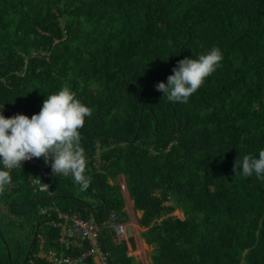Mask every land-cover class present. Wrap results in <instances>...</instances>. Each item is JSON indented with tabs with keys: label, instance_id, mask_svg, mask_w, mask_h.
I'll return each instance as SVG.
<instances>
[{
	"label": "trees",
	"instance_id": "16d2710c",
	"mask_svg": "<svg viewBox=\"0 0 264 264\" xmlns=\"http://www.w3.org/2000/svg\"><path fill=\"white\" fill-rule=\"evenodd\" d=\"M213 46L221 66L187 103L156 90ZM65 85L93 109L80 129L90 183L52 173V195L34 194L38 168L12 169L0 264H22L33 234L23 264L86 249L58 240L56 208L129 222L119 178L149 264H264V180L241 175L264 149V0H0V111L30 118ZM99 239L109 264H141L107 228Z\"/></svg>",
	"mask_w": 264,
	"mask_h": 264
},
{
	"label": "clouds",
	"instance_id": "9594fccd",
	"mask_svg": "<svg viewBox=\"0 0 264 264\" xmlns=\"http://www.w3.org/2000/svg\"><path fill=\"white\" fill-rule=\"evenodd\" d=\"M223 54L213 46L198 58H183L177 61L167 82L155 85L172 103H187L190 96L203 86L207 77L221 66ZM93 109L82 103L67 85L49 94L39 113L30 118L24 114L5 117L0 114V195L11 184V170L21 168L25 161L43 158L51 162L52 173L71 176L82 189L88 187L91 176L87 171V156L81 146L80 129ZM235 171V164H234ZM253 174L264 180V149L258 158L251 154L242 160L241 175Z\"/></svg>",
	"mask_w": 264,
	"mask_h": 264
},
{
	"label": "built area",
	"instance_id": "2783aa9c",
	"mask_svg": "<svg viewBox=\"0 0 264 264\" xmlns=\"http://www.w3.org/2000/svg\"><path fill=\"white\" fill-rule=\"evenodd\" d=\"M0 114L8 117L3 111H0ZM24 163L29 166H36L39 171L37 175H32L28 178V185L31 190L34 193L49 194L51 196V163L38 162L36 158L25 161ZM1 166L3 167L2 163ZM120 187L124 190V183L120 182ZM41 211L43 212L45 209L41 208ZM55 212L57 220H52L51 222L60 228L58 240L66 246L73 245L81 249L85 243L88 246L75 255L58 254L53 249L46 251L40 250L38 256L46 258L49 264H88L89 259L92 264H109L108 252L100 245L101 226L108 229L116 242L127 241V228L130 223L118 221V217L113 211L110 212L108 219L102 225H99L94 220L92 214L83 218L75 213L61 212L57 208Z\"/></svg>",
	"mask_w": 264,
	"mask_h": 264
},
{
	"label": "rangeland",
	"instance_id": "374dc122",
	"mask_svg": "<svg viewBox=\"0 0 264 264\" xmlns=\"http://www.w3.org/2000/svg\"><path fill=\"white\" fill-rule=\"evenodd\" d=\"M119 181L123 183L122 178H119ZM34 194H43V193H34ZM43 195H45V194H43ZM123 196H124V200H125V206H124L125 211L129 215V218H131V220L128 223H130L131 226H133V228H136L138 230V232H140L141 230H143V228L137 224L136 220L139 217L141 211H137V212H135V214L132 213V208H133L132 207V200L129 198V195H128L126 189L123 190ZM51 202L53 204L55 202V199H51ZM173 214L177 215L180 218H183V215L181 214L179 209H176L173 212ZM140 243H142L141 246L139 247V249L137 248L138 250L135 249L134 254L137 256L138 259L140 258V255H141L142 260H144L143 263L149 264V261H150L149 256L151 253V246L146 245V242L144 243V241L141 238H140ZM41 247H43V246H41ZM43 249L46 250L45 248H43ZM144 257H146L145 258L146 260L144 259ZM141 264H142V262H141Z\"/></svg>",
	"mask_w": 264,
	"mask_h": 264
},
{
	"label": "crops",
	"instance_id": "0c3cea01",
	"mask_svg": "<svg viewBox=\"0 0 264 264\" xmlns=\"http://www.w3.org/2000/svg\"><path fill=\"white\" fill-rule=\"evenodd\" d=\"M181 212V214L183 215V213H182V211H180ZM141 214V213H140ZM140 216V215H139ZM130 220H131V218H130ZM128 227H131L132 228V230H133V233H134V235H135V239H136V248L135 249H139V247L141 246V244L142 243H140V238L144 241V239L140 236V232H138V230L136 229V228H133V226H131V224H129V226ZM144 243H145V241H144ZM125 245H126V247H127V249H128V251H127V254L128 255H131V256H133L136 260H139L140 262H142V264H145V263H143V261L144 260H142V256L140 255V258L138 259L137 258V256L134 254V251H135V249H132L131 247H130V245H129V243H128V237H127V241L125 242ZM146 245H148L147 243H146ZM152 248V247H151ZM146 257H144V259H145ZM146 260V259H145ZM149 263H150V261H149Z\"/></svg>",
	"mask_w": 264,
	"mask_h": 264
},
{
	"label": "water",
	"instance_id": "95a60500",
	"mask_svg": "<svg viewBox=\"0 0 264 264\" xmlns=\"http://www.w3.org/2000/svg\"><path fill=\"white\" fill-rule=\"evenodd\" d=\"M127 235H128V243H129L130 247L132 249H135L136 248V239H135V235H134L133 230H132L131 227L127 228ZM33 241H34V238L31 240V242H30V244L28 246V249H27V252L25 254V258L23 260V263L26 261L27 257L29 256V250H30V247H31V244H32Z\"/></svg>",
	"mask_w": 264,
	"mask_h": 264
},
{
	"label": "bare ground",
	"instance_id": "6f19581e",
	"mask_svg": "<svg viewBox=\"0 0 264 264\" xmlns=\"http://www.w3.org/2000/svg\"><path fill=\"white\" fill-rule=\"evenodd\" d=\"M59 211H60V210H59ZM61 212H62V211H61ZM51 221H52V220H51ZM50 223H51L52 225H54L52 222H50ZM57 227H59V226H57ZM59 231H60V228H59ZM58 237H59V235H58ZM33 238L35 239V234L32 235L31 240H32ZM31 240H30V242H31ZM62 244H63V243H62ZM68 246H69V245H68ZM50 249H52V248H50ZM47 250H49V249H47ZM53 250H55V249H53ZM137 250H138V249H137ZM140 250H141V249H140Z\"/></svg>",
	"mask_w": 264,
	"mask_h": 264
}]
</instances>
